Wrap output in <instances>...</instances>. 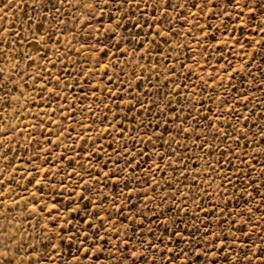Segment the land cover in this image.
I'll return each instance as SVG.
<instances>
[{"label": "rangeland", "instance_id": "rangeland-1", "mask_svg": "<svg viewBox=\"0 0 264 264\" xmlns=\"http://www.w3.org/2000/svg\"><path fill=\"white\" fill-rule=\"evenodd\" d=\"M0 179L3 264H264V0H0Z\"/></svg>", "mask_w": 264, "mask_h": 264}, {"label": "snow or ice", "instance_id": "snow-or-ice-1", "mask_svg": "<svg viewBox=\"0 0 264 264\" xmlns=\"http://www.w3.org/2000/svg\"><path fill=\"white\" fill-rule=\"evenodd\" d=\"M9 2H10V0H9ZM60 2L61 3H64L65 2V0H60ZM110 2V0H104V3L105 4H108ZM111 2H114V0H111ZM129 2V0H119V3L120 4H125V3H128ZM134 2L135 3H137V4H139L140 2H141V0H134ZM163 2L164 3H168V0H163ZM209 2H213V0H209ZM236 2L238 3L239 2V0H236ZM253 2H255V0H253ZM202 7H203V5H202ZM4 182H3V180L2 179H0V184H3ZM118 251H119V249H118ZM254 256H255V258L256 259H264V256H262V255H257V254H253ZM6 256V252H4V251H0V264H3V258ZM31 257H29V259H30ZM246 258L247 259H249V260H251V258L250 257H247L246 256Z\"/></svg>", "mask_w": 264, "mask_h": 264}]
</instances>
